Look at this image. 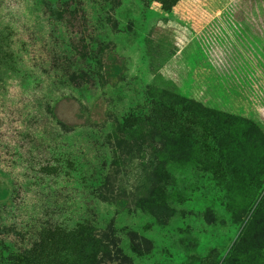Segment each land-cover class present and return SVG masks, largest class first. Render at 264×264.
Here are the masks:
<instances>
[{
    "label": "rangeland",
    "instance_id": "obj_1",
    "mask_svg": "<svg viewBox=\"0 0 264 264\" xmlns=\"http://www.w3.org/2000/svg\"><path fill=\"white\" fill-rule=\"evenodd\" d=\"M88 1L69 80L0 0V264H264V0Z\"/></svg>",
    "mask_w": 264,
    "mask_h": 264
},
{
    "label": "trees",
    "instance_id": "obj_2",
    "mask_svg": "<svg viewBox=\"0 0 264 264\" xmlns=\"http://www.w3.org/2000/svg\"><path fill=\"white\" fill-rule=\"evenodd\" d=\"M30 1L28 10L38 24L34 26L36 32L31 45L43 43L44 48L39 53L31 51L29 61L34 66L41 65V68L56 71L59 77L66 76L69 80L91 79L94 74L91 62L97 63L106 12L88 0ZM52 43H62L65 48H54ZM66 68L72 70L67 73ZM14 224L19 225L10 223L8 218L2 220L0 216V236L5 237L3 240L0 238V244L15 238L7 229Z\"/></svg>",
    "mask_w": 264,
    "mask_h": 264
}]
</instances>
